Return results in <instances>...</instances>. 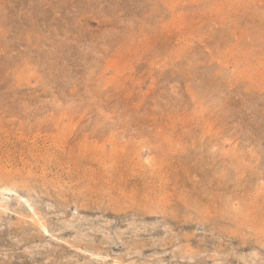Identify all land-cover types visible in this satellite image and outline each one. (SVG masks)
<instances>
[{
    "label": "rangeland",
    "instance_id": "374dc122",
    "mask_svg": "<svg viewBox=\"0 0 264 264\" xmlns=\"http://www.w3.org/2000/svg\"><path fill=\"white\" fill-rule=\"evenodd\" d=\"M263 230L264 0H0V264H264Z\"/></svg>",
    "mask_w": 264,
    "mask_h": 264
},
{
    "label": "bare ground",
    "instance_id": "6f19581e",
    "mask_svg": "<svg viewBox=\"0 0 264 264\" xmlns=\"http://www.w3.org/2000/svg\"><path fill=\"white\" fill-rule=\"evenodd\" d=\"M30 23H31V22H30ZM13 183H14V182H13ZM16 190H17V189H16ZM6 191L11 192V193L13 192V191H10V190H7V189H6ZM16 192H18V191H16ZM16 192H15V193H16ZM11 193H10V194H11ZM20 200H21V199H20ZM27 202H28V199H27ZM28 203H29V202H28ZM28 206H30V205H28ZM38 216H39V215H37V218H38ZM41 225H42V224H41ZM42 228H43V230H44L45 232L47 231L46 228H45L43 225H42ZM263 231H264V230H263ZM103 259H104V258H103Z\"/></svg>",
    "mask_w": 264,
    "mask_h": 264
}]
</instances>
